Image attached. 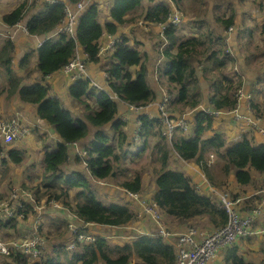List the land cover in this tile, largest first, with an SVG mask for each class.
<instances>
[{"label":"trees","instance_id":"trees-1","mask_svg":"<svg viewBox=\"0 0 264 264\" xmlns=\"http://www.w3.org/2000/svg\"><path fill=\"white\" fill-rule=\"evenodd\" d=\"M78 1L57 0L45 3L46 5L43 6L34 2L29 4L28 0H25L2 15V20L7 25L13 26L25 21L29 35L48 37V39L41 45L30 47L21 58L20 68L24 70L33 63L32 59L36 58V66L42 80L30 84H23V76L13 69L12 52L15 44L11 40H5L3 45H0V74L4 75V81L7 84L6 88L0 90V95L5 93L8 99L17 96L23 102L37 104L38 116L62 139L57 142L54 150L45 152L41 178L43 189L37 188V201H41L45 196L47 202L52 199L60 201L70 221L82 220L85 223L128 227L135 224L137 220L146 221L144 217L137 215V204H133L128 196L123 197L124 193L122 197L116 198L117 202L107 201L106 198L101 197L95 187V183L104 184L120 175L125 176L127 170L121 162L129 153L124 147L128 138L126 122L117 117L118 104L108 93L114 90L125 102L136 107L148 105L157 96L155 89L147 80L148 66L143 52L128 43L129 38L125 35L126 33L118 35V32L120 25L124 23H131V26H138L141 20L146 24L147 22L149 24L165 23L171 15V6L168 3L154 2L136 13L135 11L141 8L143 0H113L111 8L108 9L110 20L101 21V8L98 2L90 1L87 9L78 17L75 38L64 31L54 35L57 27L67 18V4ZM28 12H31V15L26 20L24 18ZM236 15L234 11L228 17L219 18L218 16L217 18L221 20L222 28L228 29L234 24ZM180 30L179 25L171 23L163 33L168 43L164 54L170 59V66L165 74L169 81L180 86L179 99L175 98L172 101L173 111H176L174 108L176 102L181 104L184 110V107L195 109L203 101L205 96L198 90L200 76L196 63H202L203 59H210L220 70L218 72L212 69L210 63L202 69L203 77L211 81L209 88L212 92L208 96L210 106L221 111L223 115H230L226 111H231L235 108V104H238L239 85H235L233 79L222 72L228 66L226 59L222 57H228L229 54L223 47L213 49L210 44L213 43L214 38L209 36V32L201 31L198 35L184 37L181 36ZM105 33H109L114 38L119 37V40H116L109 48L110 51L113 50L111 56L115 60L107 68V81L104 80V83H101L107 91L101 89L93 92L99 109H93L84 118L75 116L60 97L51 95V83L46 78L57 71L65 75L67 73L65 66L77 47L82 48L86 53V64L98 63L100 51L108 43L102 40ZM215 39L219 42L224 41L221 34L216 35ZM26 41L25 37L21 40L23 43ZM31 45L29 41V46ZM134 65L138 68L132 72L130 67ZM89 81L85 78L70 82L69 79L70 95L81 99L84 95L91 93ZM86 108L91 109L88 105ZM193 116L195 119H192V124L196 126V136L187 138L176 134L171 141V145L181 158L186 162L194 161L202 170L198 168L197 171L195 168L187 174V170H179L171 161L169 142L162 133H160L159 141L153 146L150 145V139L157 134L155 127L159 119L156 116L152 118L146 113L140 115L138 134L143 142L134 155H140L151 146L149 156L155 163L153 171L156 191L154 198H148L157 203L169 227L174 229L184 226L185 228L188 226L185 224L190 223L203 233L228 223L229 213L221 204L222 196L227 199L248 196L242 209L237 208L239 204L234 207L242 215L254 214L255 221L247 226L248 232L244 237L227 248L225 264H264V144L257 145L256 139L251 140V136L237 125L236 127L242 133L241 139L229 140L222 131H216L212 137L204 138L202 133L214 127L215 114L213 111L198 109L193 112ZM106 125L111 126L110 131L113 135L105 129ZM91 126L95 127L93 133H90ZM84 138H89L86 146L87 154L83 157L86 162L85 170L75 169L69 174L64 173L62 167L69 160L68 144ZM113 138L117 139L116 143L113 142ZM2 148L0 146V149ZM210 151L216 154L217 158L214 162H210ZM10 158L15 163H20L23 161L22 151L16 148L11 149ZM79 159L78 157L77 160ZM260 176L263 180L260 183L256 182ZM229 177H233L236 184L242 188L256 184L254 188L258 192L247 195V193L228 191ZM118 184L127 192H141L143 189V179L140 174H135L132 178H124ZM65 185L68 192H65L63 196L58 191L59 188L64 189ZM70 190L74 191V204L66 197ZM251 197L255 202L249 201L247 205L246 201ZM199 217L207 219L204 228L195 223ZM21 224L23 223L20 220L3 218L0 221V229L4 228L3 233L11 238L13 230L20 232L18 226ZM84 229L79 232L84 231L93 235L95 241L78 244L82 246L81 252L76 251L71 257L67 255L66 261L59 260L55 247L52 245L49 249V243L44 253L33 261L28 260L21 252L13 251L3 256V264H11L12 260L18 264H77V261H80V264H97L101 259L106 264H129L134 256L140 259L135 264H177L175 245L178 236L167 239L158 236L157 226L153 222L150 224L147 222L140 235L131 243L114 246L105 237ZM178 230L180 229H176ZM77 235L75 233V236ZM254 237L257 241L259 240V246L253 251L257 262L244 256L239 247L243 242Z\"/></svg>","mask_w":264,"mask_h":264},{"label":"rangeland","instance_id":"rangeland-1","mask_svg":"<svg viewBox=\"0 0 264 264\" xmlns=\"http://www.w3.org/2000/svg\"><path fill=\"white\" fill-rule=\"evenodd\" d=\"M24 1L25 0H21L20 4L23 3ZM146 1L147 0H144V4L146 3ZM150 1H152V0H150ZM173 1H174L176 6H178L182 9V10H180V8H176V9H179L181 12L179 15L181 17L185 18L184 23L179 22V24H183L181 27L184 26V29H186V27H188V29H186L185 31L182 32V35L184 37H190L192 35H195V33H197V35H198L201 31L209 32L210 33L209 36L214 38L213 43L210 44L213 47V49L223 47L225 52H227L229 54V55H227L228 57H226V56L222 57V58L226 59L227 65H228L227 67H225L222 70V72L225 75L232 78L233 81L235 82V85L236 84H238L239 86L245 85V90H246V88H249L251 91H253V100H252L253 105L258 110V112H260L264 115V4H261L262 0H247V1L242 0L243 5L238 0H190V1L173 0ZM234 3H239L238 5L242 8L243 11H237V9L234 7ZM110 5H111V2L106 0L104 7L102 9H100L101 21L105 20L106 13H107ZM234 11L237 13L236 18H235L236 22H234V24H233V27L235 29H233L230 32V34H227V30L222 28V22H221V20H218V19L222 16L228 17L231 14V12H234ZM30 15H31V12L30 13L28 12L25 19L27 20V18H29ZM218 16H219V18H217ZM174 19H177V18H174ZM199 21H202V22L198 23ZM22 25H25V24H22ZM154 27L157 28V30H158V31L156 30L157 32L160 31L162 33L160 26H154ZM222 33H223V35H225V40L223 42H219L215 38H216V35L222 34ZM5 34H6V32L3 33V35H5ZM21 36L26 38L25 35H21ZM35 36H38V35H35ZM33 37L34 36L28 37L27 40L31 39L30 40L31 42H36L37 38H40V37H35V38H33ZM157 38H159L157 35L151 37L152 40H155ZM40 40H42V38H40L38 41H40ZM133 42H136L134 35H133ZM230 43H232L233 46L230 50H228ZM0 45H3V43L0 42ZM156 46H157V43H155L154 47H156ZM28 50H29V41H28L27 46L25 47V50H24V47L22 45H19L18 52H21L22 56ZM223 55H224V53H223ZM22 56H21V58H22ZM105 57L107 59L102 64V67H105L107 65L109 66L111 63V60H109V58H110L109 52L106 54ZM105 57H103V58H105ZM32 60H33V63L26 70H24V69L20 70L21 71L20 74L22 76H26L25 77V79H26L25 83H31V82H36V81L40 80V76L38 75L39 73L35 72V62H36L35 58H33ZM91 63H93V62H91ZM209 63L211 64L212 69H215L218 72H220V70L216 67V64L210 59H203L202 63H196L197 72L200 76L199 81H198V90L200 91V93L203 96H205L204 91H205L206 86H205L202 78L205 80H207V79L205 77H203V74H202L203 70L202 69H203V67L205 68V65L209 64ZM16 66H18V64H16ZM88 66H89V64H88ZM169 66H170V64H169V62H167L165 67L162 69V73L159 70L154 69L156 71L155 76H157V77L160 76L161 82L163 83L165 81L164 83L169 86V88L171 89V91L173 93V96H175L177 99H179L180 86L174 82L169 81L168 77L165 74V71H166V69L169 68ZM132 69H134L133 66H132ZM103 71H104V69L103 70L101 69V72H103ZM207 73L210 74L209 70H207ZM250 74L253 77H249ZM163 78H164V81H163ZM207 81L209 83L211 82L209 80H207ZM6 86H7V84L4 81V75L0 74V90L6 88ZM94 91H96V90H94ZM3 96H5V93L0 96V99H2ZM16 99H17L16 96H14L11 99H8L5 96L6 110L0 116L8 114L9 112L15 113L17 110L21 111L22 109H25V108H20L17 105L18 99L17 100ZM1 106L2 105L0 102V107ZM200 107H201V103L199 104V106L197 108L192 109V112L195 111L196 109H199ZM174 108H176L175 110L178 114H176L174 116L170 115L168 117V119H170L172 124H179V125L177 127H175L173 133L175 135L178 134V136H185L187 138H191L194 135L196 136V126L194 124L191 125V118L190 117L187 118L184 114L181 113L185 110H190L191 108L184 107L185 109L183 110L182 105L179 104L178 102L174 103ZM166 109H170V106H165V110ZM208 109H209V111L214 112L215 118H217L218 120H217V123L215 125V128H213L210 131H204L202 133V136L204 138L205 137H212L216 131H222L224 129V121H223L224 119L219 118L221 116H224L221 113V111L214 109L212 106L208 107ZM24 111H27V110H24ZM84 111H85V107L82 105H80L79 109H75L73 107V112H74L75 116L81 117L82 114L84 113ZM135 111H136V108H135ZM154 112L156 114L163 113V111L161 109H155ZM25 116L27 117V115H25ZM234 117L237 118L238 115H234ZM194 119H195V117H194ZM228 120H230L232 122V120H233L232 115H230V117H228ZM25 121H27V120H25ZM159 122L160 121H158L157 126L155 127L157 134L155 136H152V138L150 139V141H151L150 145H152V146L155 145L159 141L160 133L162 132V130L159 129ZM28 123H29V121H28ZM28 128L30 129L31 134L36 131L31 125ZM161 128L163 130H167L169 128V124L165 123ZM105 129L107 131H109L111 135H113V132L110 131L111 130L110 125H106ZM126 130H127V128H126ZM47 132L48 131H46L45 133L40 135V137L42 138L41 144H40V142H33L32 143L33 145L39 146V147L38 148H32L31 153H30L31 148H29L27 150L28 153L26 152V149L28 148L29 142L31 140L30 139V136H32L31 134H29L22 141L19 140L21 142V144H18L19 141H16L14 144L6 146L7 150H11L12 148L17 149V147L20 148L21 146L24 148L23 159L25 158V160L21 161L20 163H15L14 161H12V159L5 158V157H7L6 152H4L3 150L0 149V162L4 161L5 162V168L9 169V171L7 173H3V171L0 170V186L2 188L6 185L5 184L6 182H4V180L7 177H12V176L15 177L16 176L17 178H19V180L16 181L15 183L19 182L20 185L32 190L35 197L37 195V193H36L37 188H39L40 190L43 189V185L41 182V170L44 166V160L42 158H44V156H45V151H42V149L45 150L46 147L49 146V145H47V143H52L51 140L50 141L46 140V139H48L49 136L48 137L46 136L45 138L43 137V135H46ZM127 132H129V129ZM135 133L136 132H135L134 126L130 127V135L129 134L127 135V137L128 136L129 137L125 141L124 147L129 152L127 154L126 159L121 160L122 164L124 166H126V168H127V170L125 171V176L120 175V176L116 177L114 180H112V184H110L112 186L110 188H107L106 193H109L110 195L116 194L115 192L112 193L114 190V186L118 185V183L121 182L124 178H132L135 174H140L142 179H143V187H144V182L148 185V189H146V190L142 189L141 193L143 192L147 196L150 195V198H154V194H155L154 189H150L151 183H152V185L156 186L155 173L153 171L155 163L151 161V158L149 156L151 146H149L148 149L145 150L140 155H134V152L138 151V149L141 147L142 142H143V141H140L139 138H135V136H136ZM239 134L240 135L242 134L240 132V130H239ZM236 135H238V134H236ZM83 140H85V142H88L87 138H85ZM113 142L116 143L117 139H114ZM2 144H5V143L0 140V146L4 148V146ZM171 144L172 143H169L170 158H171V161L175 164V166H177L179 170H183V169L187 170L186 171L187 174H190L191 171L194 170L195 168H197V171H198V168H200V167H197L196 163L194 161L186 162L183 158L180 157V155L176 152V150L173 148V146ZM79 146H81V144H79ZM53 148H55V146L51 147V149H53ZM41 152H43V153L41 154ZM209 155L211 156L210 162H214L217 158L216 154H214L212 151H210ZM11 168H18V169L20 168V169L17 170V172H12V171H10ZM73 168H74L73 163H68V164H66L65 167H62V170L64 173L67 172V174H69L72 172ZM200 170H201V168H200ZM2 173H3V175H2ZM262 180L263 179L258 177L256 179V182L260 183ZM11 183H13V182H11ZM96 187L100 188L98 185H96ZM254 187H256V184L251 185L248 188H254ZM220 191L222 192V189ZM58 192L62 193V195L65 194V192H68L67 186L65 185L64 189L59 188ZM152 193H154V194H152ZM141 195H144V194H141ZM66 197H67V199L72 201V204H74L73 199H74L75 195H74L73 190H70ZM123 197H125V196L123 195ZM46 198L47 197L45 196L44 199H46ZM1 199L2 198L0 197V200ZM246 199H247V197H243V199L240 201V203H238L239 205L237 206V208L242 209V206L245 205ZM228 200H230V199H228ZM118 201L122 202L121 200H118ZM249 201L251 203L255 202V200L251 197L246 201L247 205H249ZM38 204L44 205V208L49 207V203L48 204L45 202L42 203L40 201V203H38ZM229 206H231V204L227 205L226 203H224L223 207L225 209H227V207H229ZM46 216H48L50 218V216H52V215L46 213L45 218H42L43 220L42 219L36 220L35 224L37 225V227L38 226H44V228H46V224H47V226H48L47 230H49L51 222H50V219ZM55 216H59V217L63 218V216L60 214H57ZM55 216H53V217H55ZM197 219H198V221H195V223L198 226H201L204 228V225H205L207 219L206 218L203 219V217H199ZM187 225H190V223L185 224V226H187ZM183 227L182 228L175 227L174 229H185L186 230L188 226L185 228H183ZM112 228L113 229H109L107 231L108 234H106L107 240L109 241V243L112 246H114L116 244H126L128 242H131L137 236H139L140 233L143 231L142 227H140V228H133L132 227V229H131L130 227L115 226ZM3 229H0V241H2L3 243L6 244L8 241V236H7V234L3 233V231H2ZM115 229H117L118 233H120V234H116V232L114 231ZM170 230L173 231V228H170ZM194 230L198 231L199 233H202L200 230H198L195 227H194ZM213 230H210V231H213ZM210 231H208V232H210ZM31 236L28 237L29 240L32 239ZM15 237H17V236H15ZM198 242H199L198 240L195 241L196 244H198ZM249 242H254V241L250 240ZM74 248L75 247H73V249ZM227 248L228 247H226L222 250H225ZM65 249L66 250H73V249H67L66 246H65ZM98 262L100 264V261H98ZM103 264H106V263L104 262Z\"/></svg>","mask_w":264,"mask_h":264},{"label":"crops","instance_id":"crops-1","mask_svg":"<svg viewBox=\"0 0 264 264\" xmlns=\"http://www.w3.org/2000/svg\"><path fill=\"white\" fill-rule=\"evenodd\" d=\"M108 1H110L111 3L113 2V0H108ZM238 1L243 5L242 0H238ZM20 2H21V0H0V42H2V43H4L5 40H10L5 35H3V33H5L9 28H16V25H13V26L7 25L2 20V15L4 13H7V12H10L11 10H13L15 7H17L20 4ZM96 2H98L100 8L102 9L104 7V4L106 3V0H97ZM154 2L168 3V4H170V6L175 5L173 0H153V1L147 0L145 4H144V0H143L141 8L139 7L135 12L136 13L141 12L144 7L147 8L150 4H153ZM238 4L239 3H234V7L237 9V11H243L242 8ZM111 6L112 5H110V7L108 9H110ZM110 17L111 16H110L109 10H108L106 13L105 19L110 20ZM235 22H236V20H235ZM22 23H24L26 25V22L23 21ZM123 25L126 26V28L128 27V30H125L126 28H124L122 26L120 31H119V34L126 33L125 35L129 38L128 43L133 45V46H136L139 50H141L143 52L144 57H146V59H147V66H148L147 80H148L149 84L151 85V87L156 90L157 95H158L160 92L159 91V84L155 80L156 71L154 69L159 70L162 73V69L165 67L166 63L169 60L163 54V51H164L165 46H166V41L163 38L161 32L160 31L157 32L158 30L155 27H148L147 30L145 31L139 25L138 26H131V25L129 26V24H123ZM186 29H188V27H186ZM186 29H184V26L181 27V35H182V32L185 31ZM161 31L163 33L162 28H161ZM21 35H25L26 40L28 37H31V36H34L33 38H35V37L42 38L41 36L29 35L21 28H19L17 30L16 38L14 40H11V41L15 44L13 52H12L13 69L18 74H20L21 73L20 70H22V68H20V61H21L22 53L18 52L19 45H22L24 47V50H25V47L27 46L28 41L31 40L29 38L30 40H27L25 43H23V42H21V40L24 39V37H22ZM133 35L135 36L136 42H133ZM156 35L159 38L152 40L151 37L156 36ZM195 35H197V33H195ZM222 35H223V33H222ZM40 38H37L36 42H38V40ZM110 39H111V36L109 33H105L102 37V40H104V41H109ZM36 42H31L32 45L29 46V48L32 46H37ZM155 43H157L156 47H154ZM79 52L81 53V55L84 56V54H83L84 52H83L82 48H79ZM109 53H110L109 60H111V63H112V62H114L115 59L112 58V56H111L112 53L111 52H109ZM106 59H107L106 57L102 58V56H100V61L98 63H89V75H90L89 78L94 80L95 82H97L100 85L99 89H104V90H106V88L101 83H104V80H105L104 75L105 74L103 72H101V69L106 70L110 66V65L109 66L107 65L105 67H102V64L104 63V61H106ZM35 61H36V58H35ZM16 64H18V66H16ZM133 67L135 70L138 68V66H133ZM134 69H132V67H130V70L132 72H135ZM35 72L39 73L38 75L41 77V73L36 66V62H35ZM25 77L26 76H23L22 83L23 84H30V83H25V81H26ZM68 77H69L68 74L65 73V75H64L62 72L57 71V72L51 74L50 76H48L46 78L51 83V95L60 97L61 100L63 101L64 105L67 106L68 108H70L72 111H73V107L75 109H79L80 105L84 106L85 111L81 116L83 118L86 116L87 113H90L93 109H99V105L96 102L95 95L93 94L94 90H96V89H94V90L91 89L92 92L88 93L87 95H84L81 99L74 98L70 95L69 90H68L69 79H70ZM249 77H253V76H251V74H250ZM41 80H39V81H41ZM202 80H203L206 88L204 91L205 97L201 103H205L207 105H210V102L208 100V96L212 92L209 88L210 83L203 78H202ZM39 81H36V82H39ZM163 81H164V78H163ZM70 82H71V79H70ZM164 82L163 83L161 82V84H164ZM31 83H34V82H31ZM163 87H165V85ZM161 88H162V86H161ZM110 93L112 96H114L118 100L117 117L121 118V120L126 122L127 131L129 129L128 134L130 135V127H132V126H134L135 132L137 133L138 127L140 124V121L138 119L139 114H140V110L135 111V109L131 108V105H129L124 100H122L121 97L120 98L117 97V95L112 90L110 91ZM16 98L18 99L17 105L20 108H25V109H22L21 111L24 113V115H27V120L29 121L31 126L36 130L34 133L31 134L32 136H30L31 140L29 142L28 148L26 149V152L29 148H31V150H30V153H31L32 148H38L39 147V146L33 145L32 143L33 142H40V144H41L42 138L40 137V135L45 133L46 131H48V132L46 133V135H43V137L45 138L46 136L47 137L49 136L48 139H46V140L47 141L51 140L52 143H47V145H49V146L46 147L45 150L42 149V151L46 152V150H54L56 148L57 142L62 141V139L59 137V135L53 130V128L50 125L44 123L43 120L38 116V114L36 112L37 104L23 102L17 96H16ZM0 102L2 105L0 107V115H1L6 110L5 96H3L2 99H0ZM87 105L90 106V108H91L90 110L86 108ZM24 110H27V111H24ZM197 110L198 109H196L194 112H196ZM5 115H7V114H5ZM2 116H4V115H2ZM189 117L191 118V125H193L192 124V119L194 118L193 112L189 114ZM228 117H230L229 114H226L224 116L219 117V118L224 119L223 120L224 121V129L222 131L225 133V136L229 140L241 139L242 135L239 134V130L236 127V121L233 119L234 121L232 120V122H231L230 120H228ZM217 120L218 119L216 118L213 128H215ZM94 130H95V127L91 126V132L90 133H92ZM208 131H210V130H208ZM236 134H238V135H236ZM135 138H139L140 141H143L140 137L135 136ZM20 141H22V140H20ZM20 141L18 142V144H21ZM87 141L89 142V138H87ZM88 142H85V140L81 139V140H78L76 143L68 144V148H69L68 163H73L74 168L72 169V171H74L75 169L85 170L86 162L83 159V157L78 153L76 148H84V147L86 148ZM229 142H231V141H229ZM262 143H264V142H262ZM79 144H81V146H79ZM52 146H55V148L51 149ZM17 149H20L22 151V157H23L24 156L23 155L24 154V148L21 146L20 148L17 147ZM42 153L43 152H41V154ZM78 157L80 158L79 160H77ZM42 159H44V158H42ZM23 160H25V158ZM65 166H66V164L63 167H65ZM19 169L18 168H11L10 171L17 172V170H19ZM0 170H2L3 173H7L9 171V169L5 168V162L4 161L0 162ZM42 172H43V168L41 170V178H42ZM3 173H2V175H3ZM260 178L262 179V176H260ZM90 179L93 181L92 177H90ZM18 180H19V178H17L16 176L15 177H13V176L7 177L4 180V182H6L5 183L6 185L3 188L0 186L1 187L0 188V197L8 196L9 191L11 190V186L13 185V183H15ZM11 182H13V183H11ZM18 183L19 182H17V184ZM100 183L99 182L95 183L100 188L96 187V185H95V187L97 189V192H99V194H101V197L106 198L107 201L117 202L116 198L122 197L121 196L122 193H124L125 197L128 196L129 198H131L129 196L127 190L124 189L123 187L119 186V184L114 186V190L112 192V193L115 192L116 194L110 195L109 193H106V190H107V188H110L112 186V185H110V184H112V181H110L108 183H104V184L103 183L100 184ZM18 185H20V183ZM249 186H251V185H246L243 188L239 187L236 184V180L233 177H231V178L229 177V180H228L229 190L228 191H230V192H233V193L239 192V193H244V194L247 193V195H249L250 193H252V195H253V194L258 192V190H256L255 188H248ZM146 189H148V185L144 182L143 190H146ZM150 189H154V193H155L156 186L152 185V183H151ZM154 193H152V194H154ZM141 194L145 195V193H143V192ZM145 196L150 197V195H148V196L145 195ZM42 199H44V198H42ZM132 202H133V204H136L135 201L132 200ZM47 208H45L41 212V214H42L43 218H45L46 213L52 215V216H50V218L48 216H46L50 219V222H51L50 229L47 230L48 229L47 224H46V228H44V226H41L40 227L41 234H43V236L46 238L47 244L50 243L49 249L52 248V245L55 247L56 254H57L59 260H61V261H66L67 255L71 257L74 254V252H76V251L81 252V250H82V246H81L82 244L76 246L74 249L72 248L73 250H66L65 249V246L66 245L68 246L69 244H71V242L75 239V232H74L73 228L70 227V225H69L70 223H73L74 225H78L80 227V231L85 228L84 230H87V232H91V233L94 232L95 234L101 235V236L105 237L106 239H107L106 234H108L107 231L109 229H113L112 227H115L114 225H102V224H97V223H92V222L91 223H85L82 220L70 221V219H68V214L65 211V208L63 209V203H61V202H60L59 206H54L53 204L49 203V207H47ZM57 214L62 215L63 218H61L59 216H55ZM53 216H55V217H53ZM34 220H35V218L31 217V218H28L25 223L22 222L23 224L18 226V230L20 232L13 230L12 231L13 236L11 238L15 239L18 237L26 236L25 234H27L28 227L30 228V224L33 223ZM147 222L149 224L151 223V221L149 219H147L144 222L137 221L133 225H128V227H130L131 229H132V227L133 228L142 227V230H143L144 226L147 224ZM114 231L116 232V234H120V233H118L117 229H115ZM15 236H17V237H15ZM8 238H10V237H8ZM250 240L255 241V242H249ZM249 241L247 240V241L243 242L241 244V246H239L240 250L244 254V256H246L249 260H251L253 262H257L256 256H254L253 251L256 249L257 246H259L258 245L259 240L257 241L256 238L254 237V238H250ZM131 242H128V243H131ZM47 247H48V245H47ZM226 253H227V249L222 250L215 258H213L211 261H209L208 264H225ZM3 256L4 255H1V260H2L1 264H3ZM132 260L129 264H135V263L140 261V259L137 256H134ZM99 261H100V264L104 263V262H102V259ZM77 264H80V261H77ZM97 264H99V262ZM256 264H261V263H256Z\"/></svg>","mask_w":264,"mask_h":264},{"label":"built area","instance_id":"built-area-1","mask_svg":"<svg viewBox=\"0 0 264 264\" xmlns=\"http://www.w3.org/2000/svg\"><path fill=\"white\" fill-rule=\"evenodd\" d=\"M57 0H28V3H38L45 6V3L56 2ZM91 0H79L74 4H67L66 6V16L67 18L64 22L57 27L54 35L60 32H66L71 35V37H76L75 26L78 21L79 15L87 9ZM175 13V14H174ZM181 12L179 9H174L172 12L170 21L174 23L182 22L183 19L179 15ZM177 18V19H174ZM24 23L19 22L16 24V28H9L6 31L5 36L10 40H14L17 36V30L19 28L23 29L27 34L28 28L26 25H22ZM138 24L144 26L146 29L148 26L144 21H139ZM167 25L160 24V27L163 29ZM124 28L126 26L123 25ZM128 27L125 29L127 30ZM48 39V37L42 38V40L37 42V45H41L44 40ZM115 39H110L107 44L101 49V53L103 54L107 48H111L114 45ZM79 48L77 47L76 52L73 54L69 63L65 66V71L67 72L71 81L76 82L81 78H86L89 75V66L86 64L87 55L84 52V56L79 52ZM107 74V73H105ZM93 86H98V83L92 82ZM238 96V105H244V99L250 98L251 94L245 91L244 86L238 88L237 92ZM172 94L166 89L163 98L156 103L157 108L161 109L163 113L159 114V129L162 130V134L167 138L168 141H172L173 132L175 127L179 124H172L168 117L171 114L169 109L165 110V106H169ZM133 107V106H131ZM139 110L138 107H134L133 109ZM236 115H240L238 113V108L235 109ZM190 112L185 113L184 115L189 118ZM173 116V115H172ZM27 117L20 110H17L15 113H9L4 116H0V140L3 141L4 152H6L7 157H10L11 150H7L6 146L14 144L16 141L22 140L26 138L31 131L28 127L31 124L28 123ZM22 122V123H21ZM169 124V128L167 130H163L161 127L165 124ZM255 124V122H253ZM136 137H139L138 132L135 133ZM76 143V142H74ZM78 153L81 156H84L86 153V149L76 148ZM212 187V185H210ZM129 196L133 201L136 202L138 206L139 217H144L146 219H150L157 226L156 234L163 238H171L172 236H178V241L175 245L176 247V262L177 264H208L213 258H215L222 249L229 247L234 242L244 237L248 230L247 226L250 225V222L255 221V215L252 213H248L246 215H242L239 210H237L234 206L243 199L242 197H237L235 199L228 200L225 196H222L221 204L224 206V203L230 205L227 207V211L229 213V221L226 225L215 228L210 232L199 233L194 230V226L188 225L189 227L185 229H180L176 231L170 230L171 227L167 224L166 218L161 213L157 203L150 198L143 196L140 192H132L128 191ZM0 200V219L2 218H15L20 220V222L25 223L28 218L34 217L35 220L30 224V228L28 227L27 234L24 237L18 238H8L7 243H3L0 241V264L2 262L1 255L11 254L13 251H19L24 254L28 260L33 261L39 258L47 248V240L41 234V226L35 224L36 220H41L43 218L41 212L45 209L44 205H39L40 201H37V198L34 196L32 190L24 188L20 185H14L11 187L8 196L1 197ZM42 203H51L54 206H59L60 202L52 199L47 202V199H42ZM70 227L73 228L74 232L78 235L75 236V239L67 246V249H72L76 247L78 243L90 241L94 242L95 237L91 234H87L84 232H79L80 227L78 225H74L73 223L69 224ZM250 232V231H249ZM32 235V236H31ZM31 236L32 239H28ZM199 241L198 244L195 241ZM11 264H18V262L12 260Z\"/></svg>","mask_w":264,"mask_h":264},{"label":"clouds","instance_id":"clouds-1","mask_svg":"<svg viewBox=\"0 0 264 264\" xmlns=\"http://www.w3.org/2000/svg\"><path fill=\"white\" fill-rule=\"evenodd\" d=\"M62 1V0H61ZM92 2H94V1H97V0H91ZM261 4H264V0H262V3ZM176 8H180V7H178V6H176V5H172L171 6V15H172V12L174 11V9H176ZM180 10H182L181 8H180ZM171 15H170V17H169V19H168V21L167 22H165V23H158V24H155V23H153V24H149L147 21V26L148 27H154V26H160V24H166L167 26L169 25V24H171V23H173V24H176V25H179L180 26V29H181V26L183 25V24H179V23H174V22H172V21H170V18H171ZM182 19H183V21L181 22V23H184V19L185 18H183L182 17ZM141 20V19H140ZM124 24H126V23H124ZM127 24H129V26L130 25H132L131 23H127ZM137 25H139L140 27H142L143 28V30H147L144 26H142V25H140V24H137ZM123 26V24H121L120 25V29H121V27ZM166 26V27H167ZM166 27L165 28H163L162 30H163V33H164V30L166 29ZM237 28V27H236ZM233 29H235L234 27H233V25H231L230 26V28H228V29H226L227 30V34H230V32L233 30ZM128 30V29H127ZM180 32H181V30H180ZM163 33H161L162 34V36H163V38H164V34ZM118 35H119V32H118ZM222 35V34H221ZM71 36V35H70ZM182 36V35H181ZM223 36V38H224V40H225V35H222ZM111 39H115V41L116 40H119V37H117V38H114V37H111ZM165 39V38H164ZM114 41V42H115ZM165 41H166V39H165ZM166 46H168V43H167V41H166ZM166 46H165V48H166ZM232 46H233V44L232 43H230V46L228 47V50H230L231 48H232ZM113 51V50H112ZM112 51H110V49L108 48L107 50H105L104 51V53L102 54L101 52H100V56H102V58L103 57H105L106 56V53L107 52H111L112 53ZM163 54H164V51H163ZM165 55V54H164ZM166 57V56H165ZM167 58V57H166ZM146 61H147V59H146ZM168 62H170V59L168 60ZM134 66H137V65H134ZM103 73L105 74V73H107V74H105L104 75V78H105V80L107 81V79H108V72H107V69L105 70L104 69V71H103ZM88 80H90L89 81V88H90V90L91 89H96V90H101V89H99L100 88V85L98 84V86H93L92 85V82H95L94 80H92V79H90L89 77H86ZM81 79H85V78H81ZM80 80V79H79ZM155 80L157 81V83L159 84V94L157 95V92H156V90H155V92H156V96H157V98L156 99H153V101L151 102V103H149L148 105H146V106H143V107H138L139 108V110H140V114H139V117H140V115L142 114V113H146V114H148L150 117H152V118H154V116H156L158 119H159V114H156L155 112H154V110L155 109H158L157 108V105H156V103L158 102V101H160L162 98H163V96H164V93H165V90L167 89L171 94H172V96H173V93H172V91H171V89L169 88V86L167 85V84H161V77L159 76V77H155ZM97 83V82H96ZM165 85V87H163ZM151 86V85H150ZM161 86H162V88H161ZM244 86V88H245V85H243ZM238 87H242V86H238ZM102 90H104V89H102ZM104 91H106V90H104ZM116 95H117V97H121L117 92H115L114 90H112ZM247 93H250L251 94V96H250V98H245L244 99V105H238V104H235V108L234 109H232L231 111L229 110V111H226V112H228V113H230V115H232V118L236 121V125L237 126H240L241 127V130L242 131H244L246 134H248V136H251L250 137V139L251 140H253V139H256V144L258 145V144H264V143H262L264 140V115L262 114V113H260V112H258V110L254 107V105H253V102H252V100H253V91H251L249 88H246V90H245ZM109 94V96L114 100V101H116L117 102V104H118V100L114 97V96H112L111 95V93L109 92L108 93ZM176 97L175 96H173L172 98H171V101H170V104H169V106H170V109H169V111L171 112V114L174 116V115H176V114H178L177 112H175V111H173V104H172V101L175 99ZM121 99L123 100V98L121 97ZM129 104V103H128ZM129 105H131V106H133V107H131V108H134V107H136L135 105H132V104H129ZM211 105V104H210ZM210 105H207V104H205V103H201V107L199 108V109H202V110H205V111H209V109H208V107H211ZM236 108H238V113L240 114V115H238V117L236 118V117H234V115H236V112H235V109ZM187 112H190V113H192V109L191 110H187V111H183V113L182 114H185V113H187ZM194 112V111H193ZM189 116V115H188ZM139 117H138V119H139ZM159 121V120H158ZM253 122H255V124H253ZM140 125V124H139ZM138 131H139V128H138ZM174 136H175V134H173V138H174ZM172 138V139H173ZM25 139V138H24ZM23 140V139H22ZM169 143H171L170 141H168ZM13 149V148H12ZM82 149H86L85 147L84 148H82ZM86 154H87V149H86V153H85V155L84 156H86ZM84 156H82V157H84ZM10 157H11V155H10ZM10 157H5V158H10ZM11 159V158H10ZM85 160V159H84ZM14 185H18L17 183H13V185L11 186V187H13ZM21 186V185H20ZM22 187H24V186H22ZM24 188H26V187H24ZM27 189H29V188H27ZM248 197V196H247ZM37 198V197H36ZM42 200V199H41ZM50 203V202H49ZM223 206V205H222ZM3 219V218H2ZM9 219H15V218H9ZM17 220V219H16ZM147 220V219H146ZM150 220V219H149ZM0 221H1V219H0ZM152 222V221H151ZM84 232V231H83ZM76 233V232H75ZM83 242H81V243H78V244H82ZM77 244V245H78ZM76 245V246H77ZM66 247H67V245H66Z\"/></svg>","mask_w":264,"mask_h":264},{"label":"water","instance_id":"water-1","mask_svg":"<svg viewBox=\"0 0 264 264\" xmlns=\"http://www.w3.org/2000/svg\"><path fill=\"white\" fill-rule=\"evenodd\" d=\"M113 174H115V171H113Z\"/></svg>","mask_w":264,"mask_h":264}]
</instances>
